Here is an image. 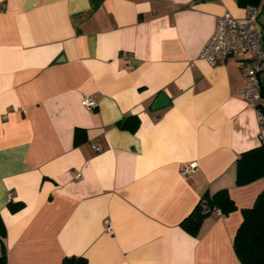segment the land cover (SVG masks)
<instances>
[{
  "label": "crops",
  "instance_id": "obj_1",
  "mask_svg": "<svg viewBox=\"0 0 264 264\" xmlns=\"http://www.w3.org/2000/svg\"><path fill=\"white\" fill-rule=\"evenodd\" d=\"M258 9L257 27L264 0ZM226 13L242 19L246 8L237 0H0L8 264L73 256L89 264H241L234 239L264 178L238 186L237 160L264 144V121L236 96L244 65L201 58ZM86 97L98 107H84ZM130 116L140 121L135 133L117 125ZM77 128L86 132L80 146ZM193 163L195 174L183 176ZM223 189L237 210L212 214L198 236L188 234L182 221Z\"/></svg>",
  "mask_w": 264,
  "mask_h": 264
},
{
  "label": "trees",
  "instance_id": "obj_2",
  "mask_svg": "<svg viewBox=\"0 0 264 264\" xmlns=\"http://www.w3.org/2000/svg\"><path fill=\"white\" fill-rule=\"evenodd\" d=\"M239 5L247 8H259L263 0H237ZM263 103L257 110L264 117V82L262 81ZM118 127L135 133L140 121L137 116H130L119 122ZM86 141V132L77 128L75 131V146ZM264 178V144L258 148L243 153L237 160V185L244 186ZM219 210L222 215H229L237 210L235 202L227 189L215 194H205L193 212L185 218L181 227L190 235L198 236L206 218ZM243 221L234 239V249L241 264H264V190L258 196L254 206L242 211ZM7 235L6 226L0 215V245L3 248L0 264H8L4 240ZM63 264H89L85 257H66Z\"/></svg>",
  "mask_w": 264,
  "mask_h": 264
},
{
  "label": "built area",
  "instance_id": "obj_3",
  "mask_svg": "<svg viewBox=\"0 0 264 264\" xmlns=\"http://www.w3.org/2000/svg\"><path fill=\"white\" fill-rule=\"evenodd\" d=\"M259 20V9L252 6L246 8V16L242 19L230 13L219 16L216 30L201 54V58L212 67L230 59L241 62L246 68V86L238 90L236 96L242 97L256 109L263 103L261 77L264 73V24L257 27ZM82 105L95 109L99 104L94 98L86 97ZM259 120L261 123L264 121L260 113ZM196 170L197 164L193 163L184 165L180 172L188 177L194 175ZM80 177L79 174L76 176L77 179ZM11 199L12 194H9ZM214 213L221 214L219 210ZM105 223L106 231L111 233L109 221Z\"/></svg>",
  "mask_w": 264,
  "mask_h": 264
},
{
  "label": "water",
  "instance_id": "obj_4",
  "mask_svg": "<svg viewBox=\"0 0 264 264\" xmlns=\"http://www.w3.org/2000/svg\"><path fill=\"white\" fill-rule=\"evenodd\" d=\"M164 101H165V96H160L155 104L156 109L163 108L164 106Z\"/></svg>",
  "mask_w": 264,
  "mask_h": 264
}]
</instances>
